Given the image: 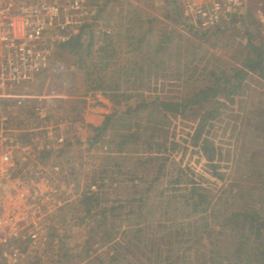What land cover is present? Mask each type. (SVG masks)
Masks as SVG:
<instances>
[{
    "label": "trees",
    "instance_id": "obj_1",
    "mask_svg": "<svg viewBox=\"0 0 264 264\" xmlns=\"http://www.w3.org/2000/svg\"><path fill=\"white\" fill-rule=\"evenodd\" d=\"M102 11L104 7L75 33L68 31L56 61L68 64L80 46L92 41V26ZM253 21L250 14L239 18L240 32L234 27L189 28L196 40L175 46L170 72L157 70L162 62L151 64L150 58L147 76L139 68L141 81L155 93L183 96L172 103L158 96L136 102L107 115L100 126L88 125V143L104 141L112 165L95 174L93 185L73 201L75 225L89 227L82 249L66 248L61 237L53 264H264V151L238 153L244 159L235 162L228 146V139L238 141L241 134V111L255 80L261 87L259 102L248 126L253 140L264 145V41H255ZM132 26L141 48V27ZM170 37L165 31L154 55L170 50ZM217 41L234 45L232 60L203 46L215 47ZM171 77L180 88H173ZM160 81L162 89L156 85ZM219 132L225 137L218 138ZM28 135L24 132L21 141ZM45 152L51 153L48 148ZM126 152L131 153L128 160L119 161ZM187 152L201 162V172L188 167L173 177L170 157L178 154L182 161ZM234 166L238 180L231 178Z\"/></svg>",
    "mask_w": 264,
    "mask_h": 264
},
{
    "label": "rangeland",
    "instance_id": "obj_2",
    "mask_svg": "<svg viewBox=\"0 0 264 264\" xmlns=\"http://www.w3.org/2000/svg\"><path fill=\"white\" fill-rule=\"evenodd\" d=\"M97 1L104 11L92 26L93 39L77 49L74 60L63 63L67 69L65 85L52 95L51 105L39 111L30 110L33 114L27 110H3L7 130L4 128V136H0V156L9 153L7 162L0 157V256L6 253L4 260L1 259L4 264H53L63 236L66 248L68 244L74 252L82 249L89 227L75 225L78 214L72 210L73 201L83 189L93 185L95 174L98 176L100 170L112 165L104 141L88 143L92 135L88 125L100 126L107 115L121 112L136 102L153 101L158 96L172 103L183 96L178 92L155 93L141 81L139 71L143 66V76H147V59L150 58L154 59L151 64L162 62L157 70L170 72L168 67L175 46L196 40L189 28L179 24L171 0ZM248 2L251 7L255 4L254 13H248L256 26L252 28L250 24L255 41H264V26L256 13L260 10L264 17V0ZM133 23L143 32L141 48L137 47L131 32ZM233 27L240 32L238 21L225 31ZM165 31L171 32L170 50L154 55ZM239 39L246 40L241 36ZM223 40L229 42L227 36ZM203 46L226 61L232 60L235 51L234 45H223L222 41H217L215 47ZM59 70L60 67L55 66L54 71ZM45 79L41 76L34 80L30 85L32 91L41 94L46 89ZM54 80L55 77L50 82ZM161 81L156 84L159 89L165 85ZM175 82L173 88H180ZM260 88L258 81H250L249 96L241 111L244 118L241 134L238 141L228 139L231 141L228 146L236 154L235 162L238 158L244 159L238 153L264 151V145L253 140L248 126L251 112L259 102ZM24 132L29 134L27 141H21ZM220 132L218 138H224ZM47 148L51 153L45 152ZM129 155V152L123 153L124 160L121 157L118 160L125 163ZM188 167L195 173L201 172V162L195 155L187 152L181 161L179 155L174 154L170 157L168 172L174 177L178 169ZM232 171V180H238L235 166Z\"/></svg>",
    "mask_w": 264,
    "mask_h": 264
},
{
    "label": "built area",
    "instance_id": "obj_3",
    "mask_svg": "<svg viewBox=\"0 0 264 264\" xmlns=\"http://www.w3.org/2000/svg\"><path fill=\"white\" fill-rule=\"evenodd\" d=\"M171 2L179 24L195 30L229 28L255 11V4L251 7L248 0ZM99 8L97 0H0V136L7 121L3 110L39 111L51 105L67 74L65 64L54 57L58 45L68 39L69 32L91 21ZM256 13L264 26L261 11ZM55 66L60 70L54 71ZM41 76L46 78V89L38 94L30 85ZM0 157L7 162L9 153Z\"/></svg>",
    "mask_w": 264,
    "mask_h": 264
}]
</instances>
